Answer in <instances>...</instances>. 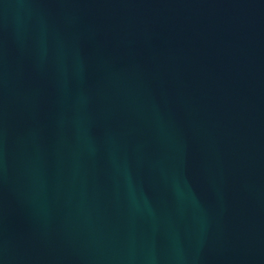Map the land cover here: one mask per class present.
<instances>
[{
    "label": "water",
    "instance_id": "95a60500",
    "mask_svg": "<svg viewBox=\"0 0 264 264\" xmlns=\"http://www.w3.org/2000/svg\"><path fill=\"white\" fill-rule=\"evenodd\" d=\"M0 264H264V0H0Z\"/></svg>",
    "mask_w": 264,
    "mask_h": 264
}]
</instances>
